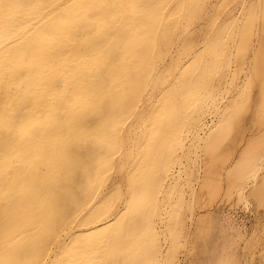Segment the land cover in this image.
Wrapping results in <instances>:
<instances>
[{"label":"bare ground","instance_id":"6f19581e","mask_svg":"<svg viewBox=\"0 0 264 264\" xmlns=\"http://www.w3.org/2000/svg\"><path fill=\"white\" fill-rule=\"evenodd\" d=\"M205 35L209 38L202 42ZM243 65L251 84L264 75V0H0V157L23 164L11 165L6 187L23 191L29 185L31 190L17 197L20 218L14 228L28 223L21 211L28 212L31 199L37 203L30 213L35 225L27 239L54 238L65 222L58 207L65 191L72 205L66 218L77 220L78 211L88 209L81 225L96 223L86 231L88 244L108 238L114 229L123 234L125 225L114 222L125 218L127 227L144 231L156 247L160 232L153 217L161 214L155 203L176 193L173 186H179L184 172L188 210L212 182L210 168L200 177L199 191L193 189L196 172L187 167L188 172L183 158L194 168L200 163L197 152L194 159L188 156L187 142L199 141L196 150L212 156L205 165L210 167L225 129L243 132L239 117L251 97L236 95L240 84H231ZM260 110L264 115V107ZM257 142L227 168L231 180L235 173L264 170V135ZM233 153L229 145L227 157ZM23 175L28 182L20 188L15 183ZM257 177L249 196L262 207L264 176ZM3 232L0 264L16 263L11 248L17 236L10 240V227ZM211 233L207 227L184 236L187 245L201 240L206 264L218 253L209 248ZM61 237L44 264L63 262L60 256L68 248ZM37 242L30 244L38 247ZM74 242L76 237L69 240Z\"/></svg>","mask_w":264,"mask_h":264},{"label":"rangeland","instance_id":"374dc122","mask_svg":"<svg viewBox=\"0 0 264 264\" xmlns=\"http://www.w3.org/2000/svg\"><path fill=\"white\" fill-rule=\"evenodd\" d=\"M208 38L209 36L205 35L204 40H202V42L208 40ZM201 46L202 44L200 45V47ZM249 64H247V66ZM247 66L246 65L242 66L244 68L243 69L241 68L242 71L239 72L240 73L239 74L240 79L238 78L239 81L238 79H236L233 82H231L232 85L240 84L236 95L238 94V96H242L244 93L246 94V97L249 98L251 97L250 104L248 103L245 107L248 110L243 111L242 115L239 117L241 121V122L239 121V123L241 124L240 128L243 129V132L242 133L235 132L236 131L235 129H238V127L233 128L231 130L225 129L226 131H224V133L221 134L219 141L220 143L217 146L218 149L217 150L215 149L216 153L213 151V155L215 159L213 158V162L211 161L212 165L210 164V167H206L205 165L209 164V160L212 159L211 158L212 156L211 155L205 156V154H203L204 150L203 151H201V149L200 150L198 149V151L196 150L197 148L195 147V145H197L199 141L196 140V142H190L189 140L187 142V146L189 145L188 156L192 155L191 156L192 158L190 156L189 157L191 159H194L195 152H197L196 154H198V162L200 163L198 164V167L194 168L195 166L194 163H192V160H187L186 162V157L184 156L183 158L186 168L191 167L190 169H194L196 172V176L194 177L195 179L193 180V186H192L193 189L195 188L197 191H199L202 183L200 181V177L202 178V176H204L205 171L210 168L212 170V178H211L212 182L210 183L209 190L207 192L200 194L199 196H196L195 200L193 201L196 204L194 203L193 204L194 206L191 205L192 207L189 208L192 209L188 210L187 209L188 203L186 204L184 199L185 197L188 198L190 188L186 184L187 177L185 175V172L183 171L184 173H182V177H181L182 179H180L179 181V186L178 184L175 185L178 187L173 186L174 189L176 188L175 189L176 193L175 194L170 193L175 197H172V195L170 196L169 194L167 200L165 199L166 201L163 199H159L162 202L164 201L165 205L163 204L164 207L162 206V208H161L162 205L161 201L159 202L158 200V202L155 203L157 207H159V211L161 214L160 218L153 217L154 219L153 222L155 224L158 223V225L156 226H158L157 229L160 232L158 233L161 235L160 236L158 234L159 240L156 242L157 243L156 247L150 245L149 238L144 231L143 233H141L142 232L141 231L140 234H138V233H134L135 229H132V227L131 228L130 226L127 227L126 225L128 224L127 223L128 221L125 218L116 219L114 222L115 227H121L123 226V224L125 225L124 227H121L122 230H126L123 234H119L114 229L112 230L113 235L112 233L109 234L110 236L108 238H105L104 240L99 239L100 241L94 242L93 244H88L87 243L88 241L86 239V237H88L86 231L88 230V227L95 226L96 223L90 222L89 226L81 225L80 219L83 218L85 214H90L88 209L78 211L79 214V216L77 217L78 221L75 218L74 220H69L68 218H66V213L72 209L71 207L72 205H70L71 204L70 200L66 202V196H65L66 192L62 191L61 188L59 192L62 191L61 193H63L64 199H62L63 201L62 200L59 201L58 207L61 208V211L64 214L62 221L67 222V224L69 225L66 226L67 224L64 222L62 227L57 223L56 226L58 225L57 226L58 235H56L54 238L50 239V237L49 238L47 237L48 239L47 240L45 237V238H41V240L36 238H32L28 240L26 237L27 234H29L30 232L28 228H30V226L35 225V219L33 217V214L30 213L31 212L33 213L32 208L34 209V205H36L37 203L36 202L32 203L31 199L27 201V209L25 211H28L27 212L28 214L24 212L23 209L21 213L25 214L28 223H26L25 226L22 225L24 228L23 227L21 228L20 225H19L20 229L14 228L15 225L19 224L18 219L20 218L19 202H17L18 199L17 197H19L18 196L19 194H21V196L25 194L30 195L31 190L29 191V185H27L26 188L23 189V191L6 187V185L9 184L8 183L9 179L12 178L10 174L14 172L12 166L14 167L16 164H21V165L23 164L20 162L19 158H13L14 162L10 163L6 158L0 157V169H1L0 170V204L3 203L2 205H0V208H3L0 209V211L2 210L0 213L3 214V216L1 217L2 219L0 218L1 220L0 241L4 243L3 238L5 237V234L3 231L5 228L10 227L11 229H14V232H12L9 236L10 240L11 238L17 236V238H14V242H15L14 247L13 249L11 248L13 254L17 255L16 258L18 263L17 261L16 263L15 262L14 263L44 264L45 261L43 259L47 257L46 253H49V250L52 248L56 249L55 246L56 247L58 246L57 243L58 240H60L62 238L61 236H63L65 237L63 246L64 247L66 246L68 249L65 247V251L66 249L67 251L64 253L65 256L63 257V259H61L63 255L60 256L61 258L59 262L63 261L61 264L63 263L64 264H83V263L84 264H199L200 261L201 263L206 264L207 259L204 252L202 251L201 240H199L198 242L195 241V239L192 242L190 240V242L187 245L184 236L188 231L193 233V231L197 232L199 230H204L208 227V229H211L212 232L209 238V248L218 251V253L214 254V258L211 264H222V262L224 261H226V264H264V250H263L264 249V206L262 207L259 206L258 205L259 203L252 196H249V185L252 183V181L255 179L254 177L257 175H258L257 177L258 180H261L263 178L262 176H264V170L258 172V170L256 169H254V171L253 169H251L250 173H245L241 175L235 173L236 177H234L232 180L230 179L232 177L229 178V176L227 175L228 174L227 168L234 163L233 161H235L236 157L238 158L240 152L244 150V148L250 149L249 146L251 147L252 143L253 145L258 143L257 141L260 138V136L264 135V115L263 114L260 115L259 113V111H261L260 109L264 107V103H262L264 102L263 101L264 93L262 94V92L264 91L261 89V86L264 85V80H262L264 78V75L256 77L255 81L252 82L251 84V82H249L248 80L250 78V73L249 72L244 73V71L247 69L246 68ZM232 67L234 68L235 64H232ZM252 74H253V69H252ZM241 78L244 80H242ZM259 78L261 79V84ZM251 85L252 87H250ZM244 87L246 88L243 89ZM249 89H251V91ZM259 103L263 106H261ZM97 118H100V116H98ZM207 120L209 124L212 123V117L210 118L208 117ZM213 120L215 121L217 120V118L214 117ZM101 134L102 133H100V135ZM202 134L203 133L201 132V135ZM230 137L231 139L235 137L233 141L231 140L232 142L231 141L229 142ZM260 143L257 144V146H259ZM229 145L234 146V153H233L234 155L231 158L227 157V148L229 147ZM252 149H254V146L251 147V150ZM204 160L208 162L204 163ZM258 163L260 164V162ZM1 165L5 168L3 167L1 168ZM187 170L189 172L188 168ZM7 175L9 176L7 177ZM23 177L25 176L23 175L21 177V180L18 179L19 184L15 183L20 188H22L23 185L28 182V180L26 182V179ZM110 177L111 178L114 177L115 179L116 174L112 172L110 174ZM28 179L31 182V179L30 178ZM12 181L14 183L16 179ZM63 186H65V184L60 185V187ZM178 192L180 193V195L178 194ZM8 193H10V195ZM42 194L47 196V191L43 192ZM29 195L27 197H29ZM10 196L12 197L11 199ZM180 197H182V199ZM171 198L172 200H169ZM181 201H182V205H180L181 203H179ZM14 202L16 204H14ZM184 206L187 208H184ZM184 209H186V211ZM9 210L11 211L9 212ZM9 217H12V219L11 218L9 219ZM8 221H10L11 224ZM191 221L193 222L192 226H191L192 223ZM204 221H206V224ZM4 222L9 224H4ZM201 222L202 224L204 223L205 225L204 224L202 225ZM45 223L43 222V226L48 225L47 222ZM196 224L197 226H195ZM193 225L194 227H196L195 229ZM1 226L2 227L5 226V227L2 229ZM199 226L202 229H200ZM72 227H75L76 231ZM71 236L76 237L77 242L70 244L69 240L72 238ZM95 238L97 237L95 236L92 237V239ZM33 239L38 241L37 242L38 247L35 244L33 245L30 244V242L32 243ZM39 242L40 243L44 242V243H42V245H39L40 244ZM185 248H189L188 250L190 251V253H188L189 254L188 256L186 255L187 253L185 252L186 250ZM63 249L64 248L59 249V252H61ZM64 258H66V260Z\"/></svg>","mask_w":264,"mask_h":264}]
</instances>
